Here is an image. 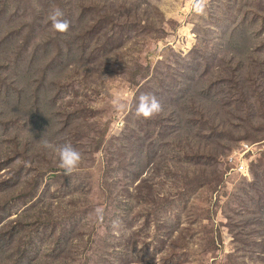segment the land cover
<instances>
[{"label": "rangeland", "instance_id": "374dc122", "mask_svg": "<svg viewBox=\"0 0 264 264\" xmlns=\"http://www.w3.org/2000/svg\"><path fill=\"white\" fill-rule=\"evenodd\" d=\"M0 264H264V0H0Z\"/></svg>", "mask_w": 264, "mask_h": 264}, {"label": "clouds", "instance_id": "9594fccd", "mask_svg": "<svg viewBox=\"0 0 264 264\" xmlns=\"http://www.w3.org/2000/svg\"><path fill=\"white\" fill-rule=\"evenodd\" d=\"M208 0H191L192 10L197 14H203L206 10ZM51 22L52 28L59 33L67 32L70 23L64 19V12L59 7L53 8L47 16ZM114 105L119 111L126 108V103L122 97H117L114 100ZM163 111V107L159 99L152 93H141L136 98L134 117L137 119H153ZM43 147L53 151L59 159L58 167L63 170V174L71 176L77 171L81 161L82 154L75 149L70 143L56 145L48 140H43ZM96 215L99 219H103L104 209L96 208ZM115 223V222H114Z\"/></svg>", "mask_w": 264, "mask_h": 264}, {"label": "built area", "instance_id": "2783aa9c", "mask_svg": "<svg viewBox=\"0 0 264 264\" xmlns=\"http://www.w3.org/2000/svg\"><path fill=\"white\" fill-rule=\"evenodd\" d=\"M237 155V151H234V153L228 157V166H230V171L226 172L228 176H231L232 174H243L248 171V168L246 167L247 158H244V156L237 157ZM241 158H244V160L239 166L238 162Z\"/></svg>", "mask_w": 264, "mask_h": 264}, {"label": "trees", "instance_id": "16d2710c", "mask_svg": "<svg viewBox=\"0 0 264 264\" xmlns=\"http://www.w3.org/2000/svg\"><path fill=\"white\" fill-rule=\"evenodd\" d=\"M230 156V155H229ZM227 160H228V158H227ZM15 229V226H12L11 228H10V231H13Z\"/></svg>", "mask_w": 264, "mask_h": 264}]
</instances>
